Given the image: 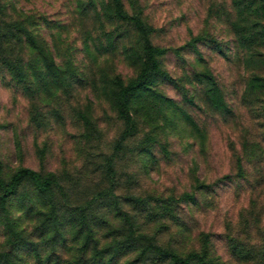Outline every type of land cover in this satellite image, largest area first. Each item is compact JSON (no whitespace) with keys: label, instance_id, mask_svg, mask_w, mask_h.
I'll list each match as a JSON object with an SVG mask.
<instances>
[{"label":"rangeland","instance_id":"1","mask_svg":"<svg viewBox=\"0 0 264 264\" xmlns=\"http://www.w3.org/2000/svg\"><path fill=\"white\" fill-rule=\"evenodd\" d=\"M121 2L0 0V264H264V0Z\"/></svg>","mask_w":264,"mask_h":264},{"label":"trees","instance_id":"2","mask_svg":"<svg viewBox=\"0 0 264 264\" xmlns=\"http://www.w3.org/2000/svg\"><path fill=\"white\" fill-rule=\"evenodd\" d=\"M114 2H115L117 12L122 13L123 9H122L121 0H114ZM138 25H139V30L144 34V40L142 44V52H143L142 73H141L139 80L136 83L122 90L121 92L122 96L121 95L119 96L121 101L123 99V96L124 97L127 96L128 91H130L131 89L140 88L141 86H144L146 84L147 80H150L151 75H153L158 70L159 64H158V61L155 59V56L160 55L164 52L162 49L152 46L151 41L148 37V30L146 29V27L142 24L141 20L139 19H138ZM122 103L125 107L124 109L127 112V117L129 119L130 118L129 111L126 108L127 101L124 100V102L122 101ZM24 180L30 181L34 185V187L40 192L51 191L53 184H55L51 180L43 179L37 171L30 169V168L18 169L10 177L8 182H5L2 179L1 174H0V189L2 191V194L0 196V204H1L2 209H5V203H6L7 198L17 190V187L19 186V184ZM157 251L159 255L163 257H166V256L169 257V259L171 260L173 264H189L192 259L191 255L185 258H181V257L176 256L173 253H169L163 250L160 247L157 249Z\"/></svg>","mask_w":264,"mask_h":264}]
</instances>
